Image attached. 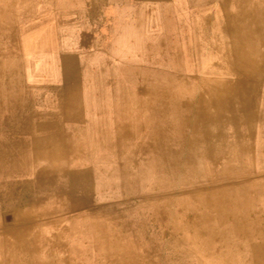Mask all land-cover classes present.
Masks as SVG:
<instances>
[{"label":"rangeland","instance_id":"1","mask_svg":"<svg viewBox=\"0 0 264 264\" xmlns=\"http://www.w3.org/2000/svg\"><path fill=\"white\" fill-rule=\"evenodd\" d=\"M142 1L0 0V264H264V78L244 100L217 92L236 75L210 69L199 19L221 0H164L151 16ZM59 75L87 77L96 113L125 100L135 122L133 140L86 148L97 160L86 211L68 210L56 173H32L22 138L37 82ZM142 84L175 100L163 141L149 111L133 114Z\"/></svg>","mask_w":264,"mask_h":264},{"label":"crops","instance_id":"2","mask_svg":"<svg viewBox=\"0 0 264 264\" xmlns=\"http://www.w3.org/2000/svg\"><path fill=\"white\" fill-rule=\"evenodd\" d=\"M164 7V0L141 2V11L147 16L155 14L156 10L159 14ZM115 10L118 11L117 6ZM90 33L91 31L84 30L77 43L76 52L80 62L86 59V51L91 48L86 39V35ZM93 98L86 76H41L36 86L35 108L31 111V129L28 135L22 137L29 142L31 156L36 158L32 173L38 179L44 175L54 176L56 173L54 177L58 179L59 185H67L68 191L60 193L64 195L70 212L86 211L88 208L87 196L90 193L85 184L95 175L97 160L86 148L92 145L102 148L108 141L112 144L114 141L134 139L135 122L127 108L121 109L119 101L113 109L108 108L106 113L99 114L94 111ZM146 133L149 139V131L146 130Z\"/></svg>","mask_w":264,"mask_h":264},{"label":"bare ground","instance_id":"3","mask_svg":"<svg viewBox=\"0 0 264 264\" xmlns=\"http://www.w3.org/2000/svg\"><path fill=\"white\" fill-rule=\"evenodd\" d=\"M139 3V2H138ZM5 11V10H4ZM9 13V12H8ZM2 14V13H1ZM0 14V15H1ZM4 15V14H3ZM38 16V15H37ZM9 17V16H8ZM7 17V18H8ZM3 18H6L3 17ZM201 41L211 46L213 62L210 69L220 71L221 69H229L233 71L236 78L232 81V85L222 87L217 92L225 93L236 89L238 95L244 100L248 98L247 91L254 88L256 78H264V0H221L217 2V9L212 10L206 15H201L199 19ZM60 21V20H59ZM4 22V21H3ZM61 22V21H60ZM4 24V23H3ZM3 27V26H2ZM198 28V27H197ZM186 40V39H185ZM196 41H198L196 39ZM195 39L192 40L194 45ZM199 42V41H198ZM182 45L188 51L194 50L191 41L186 40ZM191 46V47H190ZM181 50V49H180ZM66 55V54H65ZM78 57V56H77ZM78 61V60H77ZM74 64V63H73ZM77 65V64H76ZM75 67V66H74ZM83 67V66H82ZM77 68V66H76ZM79 69V68H78ZM164 77V75H163ZM165 79V78H164ZM76 80V79H75ZM162 83V82H161ZM145 84V83H144ZM218 87V86H217ZM218 89V88H217ZM216 91V90H215ZM214 91V92H215ZM235 91V93H236ZM213 92V91H211ZM188 94V93H187ZM137 104L134 105V115L144 112H150L147 121H152V136L163 141L166 134V127L171 124L166 119V110L173 106L175 100L167 101L166 88L149 87L143 84L138 87ZM190 98V97H189ZM78 100V99H77ZM188 100V99H187ZM214 96L210 97V103L215 102ZM192 101V100H191ZM81 102V101H80ZM120 108L125 109L128 104L125 100L120 99ZM65 103V102H64ZM80 104V103H79ZM78 104V105H79ZM80 106V105H79ZM61 107V106H60ZM81 107V106H80ZM79 107V108H80ZM180 107V105H179ZM77 108V107H76ZM185 108V107H184ZM67 109V108H66ZM243 109V108H242ZM69 110V109H68ZM67 111V110H66ZM183 111V110H182ZM181 111V112H182ZM248 113V112H247ZM66 114V113H65ZM72 114V113H71ZM130 114V113H129ZM207 114V113H206ZM230 114V113H229ZM236 114V113H235ZM196 115V114H195ZM83 116V115H82ZM138 116V115H137ZM229 116V115H228ZM246 116V114H245ZM259 117V116H258ZM72 118V117H71ZM74 118V117H73ZM193 118V117H192ZM184 119V118H183ZM195 119V118H194ZM230 119V117H229ZM70 120V119H69ZM262 120V119H261ZM183 121V120H182ZM204 121V120H203ZM184 122V121H183ZM203 123V122H202ZM250 123V120H249ZM205 125V124H204ZM203 127V126H202ZM254 127V126H253ZM25 128V127H24ZM215 130V129H212ZM247 130V129H246ZM204 131V130H203ZM233 131V130H232ZM231 131V132H232ZM213 132V131H212ZM252 132V131H251ZM192 134V133H190ZM189 134V135H190ZM233 134V132H232ZM57 136V135H56ZM188 138V137H187ZM208 138V137H207ZM251 138V137H250ZM242 138H240L241 140ZM206 141V140H205ZM234 141V140H233ZM243 141V139H242ZM241 141V142H242ZM245 141V140H244ZM250 141V139H249ZM188 143V142H187ZM243 144V143H242ZM52 145V144H51ZM194 145V144H193ZM183 147V146H182ZM239 147V146H238ZM237 147V148H238ZM236 149V148H235ZM179 150V149H178ZM204 150V149H202ZM208 150H210L208 148ZM44 151V150H43ZM170 151V150H169ZM176 151V150H175ZM192 151V150H191ZM205 151V150H204ZM202 151V152H204ZM66 152V151H65ZM170 152H168L169 154ZM178 154V153H177ZM205 154V153H204ZM180 155V153L178 154ZM189 155V154H188ZM210 155V153H209ZM245 155V154H244ZM235 156H237L235 154ZM254 156V155H253ZM206 157V156H205ZM209 157V156H208ZM250 157V156H249ZM177 159V157H176ZM182 159V158H181ZM208 159V158H207ZM242 159V158H241ZM166 160V159H165ZM190 160V158H189ZM212 160V159H211ZM243 160V159H242ZM251 160V159H250ZM192 161V160H190ZM200 161V160H199ZM238 161V160H236ZM183 162V161H182ZM187 162V161H186ZM244 162V161H243ZM53 163V162H52ZM174 164V163H173ZM196 164V163H195ZM199 164V163H198ZM189 165V164H188ZM197 166V165H196ZM63 167V166H62ZM168 168V167H167ZM202 168V167H201ZM250 168V167H249ZM254 168V167H253ZM63 169V168H62ZM242 169V168H241ZM247 170L246 168H243ZM251 169V168H250ZM54 170V169H53ZM66 170V169H65ZM182 170V169H181ZM202 170V169H201ZM55 171V170H54ZM57 171V170H56ZM248 171V170H247ZM50 172V171H49ZM80 172V171H79ZM78 172V173H79ZM132 172V171H131ZM185 172V171H184ZM199 172V171H198ZM122 173V172H121ZM222 173V172H221ZM244 173V172H243ZM223 174V173H222ZM221 174V175H222ZM199 175V174H198ZM203 175V173H202ZM219 176V175H218ZM123 177V176H122ZM131 177V175H130ZM135 178V176H134ZM175 179V178H174ZM258 179V178H256ZM82 181V179H80ZM77 181V180H76ZM131 181V180H130ZM87 182V181H86ZM133 182V181H132ZM168 184V183H167ZM166 184V185H167ZM125 185V184H124ZM129 186V185H128ZM218 186V185H217ZM165 187V186H164ZM233 187V186H232ZM63 188V187H62ZM60 190H63V189ZM217 189V188H216ZM258 189V188H257ZM219 190V189H218ZM260 190V189H259ZM67 191V189H66ZM249 191V190H248ZM14 192V191H12ZM59 192V191H58ZM61 192V191H60ZM137 192V191H136ZM211 192V191H210ZM209 193V192H208ZM217 193V191H216ZM137 194V193H136ZM219 194V193H218ZM252 194V193H251ZM72 195V194H71ZM209 195V194H208ZM246 195V194H245ZM216 196V195H215ZM220 196V195H219ZM246 198V197H245ZM210 199V198H209ZM230 199V198H229ZM251 200V199H250ZM218 201V200H217ZM224 202V200H223ZM236 203L235 201H233ZM225 203V202H224ZM228 203V202H227ZM246 203V202H245ZM243 204V203H242ZM76 205V204H75ZM234 205V204H233ZM212 206V205H211ZM232 206V205H231ZM257 206V205H256ZM110 207V206H109ZM113 207V206H112ZM117 207V206H116ZM219 207V206H217ZM226 207V206H225ZM108 208V207H107ZM56 209V208H55ZM91 209V208H90ZM212 209V208H211ZM230 209V207H229ZM247 209V208H245ZM100 210V209H99ZM119 212V211H118ZM82 213V212H80ZM84 213V212H83ZM29 214V213H28ZM87 214V213H86ZM111 214V213H110ZM259 214V213H258ZM238 215V214H237ZM241 215V214H240ZM245 215V214H244ZM29 216V215H28ZM27 216V217H28ZM80 217V216H79ZM243 217V216H242ZM8 218V217H7ZM234 218V217H233ZM256 218V217H255ZM264 218V217H263ZM221 219V218H220ZM243 219V218H242ZM12 220V219H11ZM222 220V219H221ZM255 220V219H254ZM10 221V219H9ZM240 223V222H239ZM256 223V222H255ZM131 225V224H130ZM20 226V225H19ZM32 226V225H31ZM247 226V225H246ZM131 227V226H130ZM12 228V227H11ZM29 228V227H27ZM77 229V227H76ZM80 229V228H79ZM105 229V228H104ZM234 229V228H233ZM27 230V229H26ZM81 230V229H80ZM88 230V229H87ZM106 230V229H105ZM28 231V230H27ZM31 232V231H30ZM78 232V231H77ZM107 232V231H106ZM7 233V232H6ZM73 233V232H72ZM4 234V233H3ZM29 234V233H28ZM84 234V233H83ZM174 234V233H173ZM12 235V234H11ZM115 235V234H114ZM238 235V234H236ZM86 237V236H85ZM201 237V236H200ZM5 238V237H4ZM126 238V237H125ZM175 237H173L174 239ZM213 238V237H212ZM15 239V238H14ZM98 239V238H97ZM94 240V241H97ZM118 239V238H117ZM124 239V238H123ZM5 241V240H4ZM30 241V240H29ZM32 241V239H31ZM8 242V241H7ZM18 242V241H17ZM23 242V241H22ZM29 243V242H28ZM10 244V243H9ZM128 244V243H127ZM108 245V244H107ZM116 245V244H115ZM11 246V245H10ZM97 246V245H96ZM121 246V245H120ZM12 247V246H11ZM14 247V245H13ZM262 252L261 261L264 263V244H259ZM9 246H7V249ZM31 248V247H30ZM130 248V247H129ZM5 249V248H4ZM121 249V248H120ZM134 249V248H133ZM119 250V249H118ZM109 251V250H108ZM11 252V251H10ZM17 252V251H16ZM13 253V252H12ZM108 253V252H107ZM11 254V253H10ZM16 254V253H15ZM19 254V250H18ZM110 254V253H109ZM148 254V253H147ZM5 255V253H4ZM14 255V254H13ZM21 255V254H20ZM127 255V254H126ZM10 256V255H9ZM143 256V255H142ZM13 257V256H12ZM23 256L21 255V258ZM120 257V256H118ZM25 258V256H24ZM113 259V258H112ZM10 260V259H9ZM153 260V259H152ZM259 261V262H261ZM139 262V261H137ZM154 262V261H153ZM115 263V262H114ZM116 264V263H115Z\"/></svg>","mask_w":264,"mask_h":264}]
</instances>
